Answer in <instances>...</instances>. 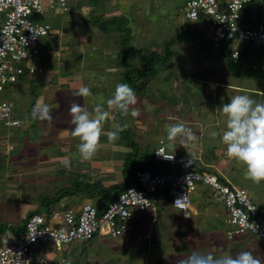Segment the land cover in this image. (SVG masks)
Returning <instances> with one entry per match:
<instances>
[{"label": "crops", "instance_id": "1", "mask_svg": "<svg viewBox=\"0 0 264 264\" xmlns=\"http://www.w3.org/2000/svg\"><path fill=\"white\" fill-rule=\"evenodd\" d=\"M53 13H59L62 16V20L60 18L58 23L54 24L55 27L58 26L53 30V33H56L65 25L64 16L60 10ZM58 40L51 39L48 42V57L42 58L39 64V71L33 77L22 79L14 84V87L19 89L18 93L26 95H22L25 103L30 104L28 112L24 114V119L20 118L22 120L21 125L24 127L23 134H19L13 139L9 135L3 134L0 130V161L2 159L5 160L6 156H9L14 150H18V153L22 155V158H19L18 154L11 157L10 160L9 158L6 159L14 167L6 175L10 176L11 180L19 178L20 200L18 202L19 222L18 224L14 222L6 227L2 226L3 236L6 233L22 236L26 220L30 215H61L69 210L79 212L84 204L89 203L86 200L94 199L93 204L95 205L100 204L101 200H105L103 189L112 186L121 187L128 184L125 179L124 168L128 160L127 157L130 156L131 152L124 149L120 138L115 142H109L107 136L102 135L93 158L88 161H82L76 147L79 141L70 135L73 126L70 124L68 113L69 105L73 101L81 105L86 104L89 111L96 104L106 106V100L114 91L115 85L123 83V79L111 76L113 73H117L111 69L107 70L108 77L101 78V82L98 84L85 80V74L81 71L92 66L91 58L89 59L88 54L84 55L81 53L78 57L79 62L76 63V59L73 60L70 56H73V51L63 48L57 42ZM89 46L90 44H88ZM218 47L221 48V45ZM177 53L175 52L172 58L178 59L176 57ZM82 56L88 58L87 62H83V60L80 62V59H83ZM176 59L174 60L177 61ZM219 59L223 61L222 78L225 81L218 82L207 79L202 80V82L199 80L201 83L199 81L196 83L199 87L206 86L205 93L207 95H202L204 98L207 97V103L204 106L198 108L196 103L192 104L184 100L185 97L183 95L188 93V91L186 92V85H183L178 79L179 77L174 75L176 76L173 79L174 84L179 81L180 85L184 87V93H181L173 105L168 106L170 109L168 116L162 113L157 114L156 110L154 114H151L147 110V114L152 115V118L148 115L149 122L144 121L145 125L142 123V119H134L132 116L129 117L130 115L127 121L125 119L128 128H133L135 125L134 128L137 133L134 142L139 146L137 145L136 152H132L136 153L135 162L148 158L150 162L154 163L153 169L155 172H160L156 168L163 165L168 166L166 168L167 171L170 172V169H172V172L175 173L177 169L181 168L183 163L185 165L187 160L190 159V154L194 160L193 164L199 168V171L214 173L223 181H230L224 174L232 172L230 169L235 160L226 155L225 146L220 142L219 138L213 139L210 136L211 131H219L225 127L226 118L221 116L217 109L220 106L219 103L228 102L229 98L237 94V92L247 94L257 101L264 100V73H258L259 76L254 75V77H251V75L257 73H254L250 66L246 67V59L243 62L244 64H233L222 52ZM177 63L186 64L185 61H178ZM76 69H78V72L73 71ZM101 71L105 75L104 68H101ZM62 72L64 73L62 74ZM192 83L195 84L194 82ZM84 85L90 87L92 96L86 99L74 96L73 93ZM100 94H103L104 98ZM143 97L145 96H139V100ZM186 97L193 101L192 97ZM200 98L201 96L196 101H200ZM209 101L212 102L209 103ZM38 103L41 106L46 104L51 109L53 116L51 121L30 119V113ZM201 105L203 104L201 103ZM174 113H177V116L173 118L172 114ZM206 113L211 116L210 119L208 115H205ZM112 116L115 119L110 118L104 124L105 132L109 131L115 123H124L123 117L118 112L113 111ZM119 118L120 121L117 122ZM153 118H156V121ZM23 120H25V123ZM151 121L154 124H150ZM177 121L184 122L192 130L196 126L195 134L198 138L183 146L178 143L180 147L174 151L178 159L177 164L156 165L155 158H152L155 148L163 140L167 145L170 143L167 140V136H165V126ZM3 124L6 125L5 123ZM120 137H122V133ZM159 137L160 139L162 138L160 142ZM139 140H142L141 142L144 145L140 144ZM168 148L173 151V148L176 147L173 144V147L168 146ZM64 157L69 158L70 166L66 167L64 165L62 162ZM161 172H166V170L163 169ZM29 175L35 178L34 182L37 185L29 184V186L26 179L20 180L22 177ZM27 187L33 188L35 191L26 195L25 190ZM41 187H45V190L41 189ZM119 191L120 189L117 190V192ZM194 192L190 218H185L180 210L172 207L169 199L167 202H161L160 197L167 195L164 192H159L154 199L156 210L139 212L132 221L137 240L139 236L145 233L149 237V249L162 246V249L165 248L166 251H169L167 246L177 243L181 249L188 247L190 252L199 250L198 245L203 251L220 255L223 250L219 248L221 244L219 242L221 241L218 238H214L211 232L222 233V230L218 227V222L221 219L226 220V207L223 203L210 196L211 190L205 184H199ZM258 207L261 209L260 206ZM204 221L206 224H202ZM207 221L211 224L208 225ZM198 225H206L209 227V231H200ZM228 230L227 228L226 233H228ZM130 233L126 238H133L134 240L135 237L131 231ZM166 251L165 253H167ZM183 254L185 256L186 253Z\"/></svg>", "mask_w": 264, "mask_h": 264}, {"label": "rangeland", "instance_id": "2", "mask_svg": "<svg viewBox=\"0 0 264 264\" xmlns=\"http://www.w3.org/2000/svg\"><path fill=\"white\" fill-rule=\"evenodd\" d=\"M99 1V9L92 15V3V5L90 4V6L86 8L83 7L82 9L79 7L81 0H69L68 10L62 14L65 17H63L65 25L62 26L61 30L58 28L59 32L56 33H53V30L58 26L55 27L54 24L58 23L60 18L62 20V16H60L59 13L47 12L32 17L35 21L50 23L53 28L48 36L40 39L41 60L42 58L48 57V42L51 39H59L57 42H59L63 48L73 51L74 57L72 55L70 56L73 60L76 59V63L79 62L78 57L81 53L84 55L88 54L89 59L91 58L90 62L92 66L90 68L87 67L88 69H83L81 72L85 74V80H90L98 84L101 82V78L108 77L107 70L111 69L117 72L116 74L113 73L111 76L121 77L123 79L125 71L124 68L120 66H122L124 60H126L128 64L131 62L133 66H136V68L141 71L144 65L142 56L149 54L152 48L162 51L166 42L172 37H188L187 39L184 38L183 40L177 41L172 46V50L178 52L176 54L178 59L174 57L172 60L168 61V67L155 65L154 63L156 66L154 67V74L149 71L148 76L140 81V91H135L138 103L133 107L139 111V116L134 117V119H142L141 121L143 124L144 121L147 123L149 122L147 110L148 113L151 114H154L155 110L158 112L157 114L162 113L163 115H167L169 113L170 109L168 106L173 105L181 93H184V87L180 85V82L186 85V92L188 91L186 95H183L185 97L184 100L192 104L196 103V107L199 108L207 103V97L204 98L202 96L207 94L205 93L206 86L203 85L199 87L196 83L199 80L202 82V80L207 79L216 80L218 82L225 81L222 78V70H224V67H222L223 61L219 59V57H221V48L218 46L221 44L213 42L215 36L210 25H199L197 30H191L194 28L193 22L185 16L183 10L186 0ZM116 16L127 17L129 19L127 27L131 29V41L127 46L123 45L125 40L124 31L120 32L117 25L108 26L107 31L104 32L99 29V25L95 26L94 24L96 19H98V24H102L107 20H112V18ZM185 28L190 29L189 33L186 32ZM208 41L211 42L208 43ZM88 44H90L89 47ZM255 52L256 55L254 58L246 60L247 65L250 67L254 59L259 62L264 59L263 50L256 49ZM82 60L83 62H87L88 58L83 57V59H80V62ZM178 61H185L186 64H178ZM101 68H104L105 75H103ZM73 71L78 72V69ZM63 73L64 72H62V74ZM174 75L179 77L178 79L180 82L178 81L174 84L175 82L173 79L174 77L176 78ZM254 75L259 76L257 73L251 75V77H254ZM20 84L22 85V83ZM18 92L19 89L13 85L8 87L0 97L2 99L7 98L12 100L15 104L14 112L16 116L24 119V114L28 112L30 104H26L25 99L23 100L22 98V95H26ZM237 94H242V92H237ZM143 95L145 97L139 100V96ZM216 95L218 96V94ZM100 96L104 98L103 94H100ZM186 96L192 97L193 101ZM199 96H201L200 101H196ZM211 102L212 101H209V103ZM201 103L203 105H201ZM223 103L227 102L224 101L219 103L220 106ZM205 115L207 116L208 114L206 113ZM176 116L177 113L172 114L173 118ZM129 117H131V115ZM149 117L152 118V115H149ZM210 117L211 116L208 115L209 119ZM125 119L127 121L128 116L123 117L124 123ZM153 119L156 121V118ZM23 121L25 123V120ZM119 121L120 118L117 122ZM151 123L154 124L153 121H151L150 124ZM134 127L135 125L133 128H127L122 132V137H120L122 142L121 145L126 151H130L131 153L137 151L138 145L133 142L137 135ZM195 127L192 130L194 133ZM219 128H221V126H219ZM0 130L3 134L9 135L14 139L19 134H23L24 127L22 125L20 127H8L0 123ZM196 137L198 138L197 135ZM161 140L162 138L160 139L159 137V142ZM141 141L142 140H139V143L143 144ZM160 143H165V141L163 140V142ZM178 143H180L178 140L174 143L176 150L180 147ZM18 154V150H14L9 156H6L5 160L2 159V161H0V238L3 236V231H1L2 226L6 227L14 222H16V224L19 222V178L11 180L10 176L6 175L7 172H11L14 168L6 159L9 158L10 160L11 157ZM19 158H22L21 154H19ZM230 170L232 171L231 173L226 172L224 174L226 178L230 179L229 182L235 187L246 189L253 197L254 202L264 210V182L257 184L246 178L243 166L236 161L233 162ZM23 179H26L28 185H37L34 182L35 178L33 176L29 175L22 177L20 180ZM41 189L45 190V187H41ZM34 191L33 188L27 187L25 194L27 195L29 192ZM194 194L195 192L191 194V201H193ZM168 199L167 196L160 197L161 202H167ZM94 201V199H89V201L86 200V202L91 204H93ZM204 223L206 224L205 221L202 224ZM207 224L210 225L211 223L207 221ZM198 227L200 231H209V227L206 225H198ZM218 227L222 230V233L216 231H212L211 233L214 235V238H218L221 241L219 242L221 243L219 248L220 250L223 249L222 253H229L235 256L240 251L252 250L254 254L264 257V240L253 235H241L236 236L233 240L228 239L226 229H229V225L224 219L218 222ZM134 231L135 228L131 224V232L135 237L134 240L133 238H126L129 234L120 240L113 239L110 236L96 234L90 241L63 245L60 249H57L53 244L44 243L40 250L50 259L52 264H63V261L69 258L71 259V264H176V261L184 256L183 253H186L185 256L190 253L188 247L181 249L177 243L172 246H167L169 251H166L165 248L162 249V246L149 249V237L143 233L139 236L142 239L137 240ZM197 247L200 248V251H203L200 246L197 245ZM165 251L167 253H165Z\"/></svg>", "mask_w": 264, "mask_h": 264}, {"label": "built area", "instance_id": "3", "mask_svg": "<svg viewBox=\"0 0 264 264\" xmlns=\"http://www.w3.org/2000/svg\"><path fill=\"white\" fill-rule=\"evenodd\" d=\"M258 2L264 3V0H186L183 10L191 22L205 17L215 38L230 42L231 55L239 60L243 44L264 51V20L255 25L242 23L243 11ZM68 4L69 0H0V95L22 77L35 75L40 69V39L48 36L53 28L50 23L38 22L32 17L57 10L64 13ZM250 68L254 73H264V59L260 62L254 59ZM14 108L12 100L0 97V122L8 127L22 124ZM157 151L161 155H157ZM162 155H172L166 143H159L155 148V160L160 164L178 163L175 154L174 161L166 160ZM136 180L103 212L95 204L87 203L79 212L30 215L22 236L6 233L1 238L0 264H24L25 261L52 264L40 250L44 243L60 249L63 245L90 241L96 234L125 238L139 212L156 210L154 199L159 192H164L171 206L180 210L185 218H190L191 194L199 184L208 186L210 196L225 205L228 239L253 235L264 240V211L246 189L233 186L229 180L222 181L217 174L196 170L182 173L140 170L136 172ZM253 222L258 226L256 232L245 227L246 223Z\"/></svg>", "mask_w": 264, "mask_h": 264}, {"label": "clouds", "instance_id": "4", "mask_svg": "<svg viewBox=\"0 0 264 264\" xmlns=\"http://www.w3.org/2000/svg\"><path fill=\"white\" fill-rule=\"evenodd\" d=\"M73 95L86 99L92 96V91L84 85ZM137 103L136 92L128 83L115 85L114 91L106 100V106L96 104L89 111L86 104L71 102L68 108L70 124L73 126L70 135L79 141L76 147L82 161L93 158L102 135L107 136L109 142H115L128 128L126 122L115 123L105 132V122L110 118L115 119L112 112H118L122 117H137L139 111L133 107ZM217 111L226 118L225 127L219 131H211L210 136L220 139L225 146L226 155L243 166L246 178L257 184L264 182V100L257 101L247 94H237L230 97L227 103L221 104ZM30 119L51 121L52 111L46 104L41 106L38 103L32 109ZM165 127L169 147H173L177 140L183 146L197 139L192 129L182 121L169 123ZM175 149L173 148L171 156H162L166 160L174 161ZM156 154L161 155L159 151ZM189 156L186 166H191L194 162L193 157L190 154ZM62 162L66 167L70 166L68 157L62 158ZM245 227L255 232L258 228L254 222L246 223ZM24 264H30V261H25ZM63 264H71V259L63 261ZM176 264H264V257L254 254L252 250L240 251L235 256L229 253L214 255L211 252L193 250L178 259Z\"/></svg>", "mask_w": 264, "mask_h": 264}, {"label": "trees", "instance_id": "5", "mask_svg": "<svg viewBox=\"0 0 264 264\" xmlns=\"http://www.w3.org/2000/svg\"><path fill=\"white\" fill-rule=\"evenodd\" d=\"M99 0H81V3H79V7H81L83 9V7H88L90 6V4H93V10H91V14L93 15V13L95 11H97L99 9ZM91 4V5H92ZM77 5V4H76ZM185 6V5H184ZM78 7V5H77ZM80 8V9H81ZM63 13V12H62ZM128 18L127 17H113L112 20H107L106 22L102 23V24H98V19L95 20L94 24L99 25V29L106 32L108 26H118V29L120 32L124 31L123 34H125V40L123 42L124 46H127L130 43V34H131V29L129 27H127L128 24ZM264 20V3L263 2H258L257 4L254 5H249L244 11H243V18H242V23L245 25H255L256 23L260 22ZM209 25L208 21L205 19V17H200V19H198L197 21L193 22V26L194 28H192L191 30H197L199 25ZM124 27H123V26ZM189 28L186 29V32L189 33ZM191 37V35H190ZM187 39L185 36H179V37H172L169 41L166 42L165 47L162 51L160 50H156L154 48H152V50L149 52V54H145L143 57V67L141 69V71L139 69L136 68V66H133V64L131 62H129L130 64H128V62H126V60L123 61L122 63V68H124L125 71V75L123 78V83H128L133 89L134 91L139 90L140 91V81L144 80L145 77L148 76V72L151 71L152 74H154L155 69L154 67H156L155 65H162V66H167L168 61L172 58V56L174 55L175 51L172 50V46L180 40L183 39ZM212 41V40H211ZM211 41H208L211 42ZM216 44H221V52L222 54L229 58V60L231 61V63L233 64H243L244 60H250L251 58H253L256 55V48H254L252 45H242L241 46V58L239 60H235L232 57V53L229 50L230 47V42H226V41H222V40H218L215 38V40L213 41ZM231 55V56H230ZM155 63V65H154ZM261 74V73H260ZM32 76H24L21 78L22 79H27L28 77H33ZM16 84V83H15ZM13 86V85H11ZM10 86V87H11ZM134 142V140H133ZM135 154L136 153H131L130 156L127 157V161L125 164V168H124V175H125V179L127 180V185L126 186H112L109 188H105L103 189V192L105 193V200H101L100 204L96 205L99 209L100 212H103L107 206L109 205L110 202L114 201L115 199L118 198V196L120 195V193L122 191L125 190L126 187H128L131 184H135L136 183V172L140 171V170H150V171H154V163L150 162L148 160V158L146 159H141L137 162H135ZM151 154V152H150ZM154 157V153L152 154V158ZM155 158V157H154ZM155 160V159H154ZM155 164L159 165L160 163H158L155 160ZM168 166H163L161 165L160 167H157L156 169L158 171H162L163 169L167 171ZM187 170H196L199 171V168L195 167L194 164H192L191 166H186V164L184 165V163L181 165V168L177 169L175 173H182L183 171H187ZM173 170L170 169V172H172ZM135 180V181H133ZM223 181V179H221ZM120 189L119 192H117V190Z\"/></svg>", "mask_w": 264, "mask_h": 264}]
</instances>
